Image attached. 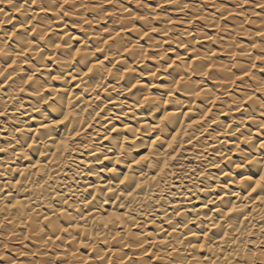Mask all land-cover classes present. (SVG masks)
Here are the masks:
<instances>
[{
    "label": "bare ground",
    "instance_id": "1",
    "mask_svg": "<svg viewBox=\"0 0 264 264\" xmlns=\"http://www.w3.org/2000/svg\"><path fill=\"white\" fill-rule=\"evenodd\" d=\"M224 1L5 0V264H150L145 249L151 264H235L264 247L247 195L264 175V0ZM105 210L122 221L105 228Z\"/></svg>",
    "mask_w": 264,
    "mask_h": 264
},
{
    "label": "snow or ice",
    "instance_id": "2",
    "mask_svg": "<svg viewBox=\"0 0 264 264\" xmlns=\"http://www.w3.org/2000/svg\"><path fill=\"white\" fill-rule=\"evenodd\" d=\"M4 2L5 0H0V12H4ZM9 2H11V0H9ZM31 4H36L37 3V0H30ZM250 0H244V3L247 4L249 3ZM68 3V0H64V4H67ZM61 7H63V5H61ZM257 7H260L262 9H264V4H259L257 5ZM17 11H20L21 9L20 8H17L16 9ZM42 10H47L46 8L42 9ZM109 15H111V13H109ZM15 33H13L14 35ZM119 34V33H118ZM147 35V33H145ZM259 35L261 36H264V33H259ZM56 47H59V45H56ZM76 55L79 56L80 55V52H79V49L76 50ZM49 59H51V57H49ZM12 65L10 64L9 67H11ZM96 67V65H93L92 67H89L87 69V72L85 73L86 75L90 72H92L93 68ZM169 67H172V65L170 64ZM247 74V73H246ZM2 75V74H0ZM151 75H155V73H152ZM32 79V77H28V80L30 81ZM73 80L77 79V77L73 76L72 77ZM182 79V78H181ZM136 85H133V87H135ZM177 86H179V81H177ZM20 91H24V89H20ZM197 95H199V93H196ZM145 101H147L149 98L147 96L144 97ZM249 99H251V97H249ZM45 103H47V101H45ZM5 115L4 112H0V116H3ZM71 116V113H68L67 115H64L62 119L58 120L57 123L59 124H64L66 121L69 120ZM164 120L167 119V116L163 117ZM197 123H199V121H197ZM42 127H44V125H42ZM153 127H156V126H153ZM77 136L80 135L79 132L76 133ZM157 139H159V137H157ZM61 143H64L63 141H61ZM262 147H264V144L261 145ZM65 147H67L65 145ZM168 147L171 148L172 147V144L169 143L168 144ZM4 151V149H0V152ZM111 158L108 157V156H105L104 157V160H110ZM141 159H144V160H147L148 157H142ZM172 159L174 160L175 159V156L172 157ZM102 163V161H99ZM140 161H135V163H139ZM117 164L120 163L119 160L116 161ZM249 164L252 163L251 160L248 161ZM168 167V164L167 162L164 163L163 165V168H161V172H163L164 169H166ZM237 168L241 167V165H236ZM109 171H115V169H109ZM128 181V177L125 175L123 177V179H120L117 181L118 184H125L126 182ZM45 183H47V181H45ZM41 187H43L41 185ZM141 185L139 184H132V185H129L127 190L124 191H120L119 193V196L120 197H123L124 195H128V196H131L132 195V191L134 189H137V188H140ZM249 188H250V191L248 192V196L252 197L253 200H256L257 198L259 199V202L264 204V175H260L258 180L256 181L255 184H250L249 185ZM257 189H259L260 191L258 192ZM109 191H111V189H108ZM255 194V195H253ZM93 199H95V197H93ZM64 203L66 204L67 203V200L64 201ZM103 203H110V201H104ZM17 205L13 204L11 205V207H16ZM119 208H124L125 205L123 204H120L118 205ZM66 210H61V215L64 214ZM237 212V208L233 205L232 207L228 208L227 209V212L226 214L228 216H232L234 213ZM123 213L121 212H118V211H111V212H108L107 210H105V212L101 215V217H99V222L105 227V228H108L112 225H115V224H118L122 221L123 219ZM45 219L47 220L48 217H45ZM237 219H239V217H237ZM244 219H247V217H244ZM74 227H76L77 229L80 227V225H74ZM64 231H67V228H64L63 229ZM261 232H264V226L261 227ZM247 235L251 236L252 235V232L249 231L247 233ZM25 240L28 239V237L26 236L24 238ZM48 239H52V237H48ZM23 242V241H22ZM161 243H165L164 241H161ZM193 248H196L197 245H192ZM200 249L203 250V245H199ZM176 251V250H174ZM248 252L250 253V255L246 256L243 261L241 260L240 256H239V253H235L236 255V260H235V264H249V262H251V264H264V247H261L259 249V251H256L254 250L253 248H249L248 249ZM145 254H147L150 258V264H151V253H148L147 252V249H145ZM169 255L171 256L172 253H169ZM229 255H233V253H229ZM5 259V257L3 256H0V261H3ZM163 258L160 257V256H156V261L159 262L161 261ZM225 259H228V257H225Z\"/></svg>",
    "mask_w": 264,
    "mask_h": 264
},
{
    "label": "rangeland",
    "instance_id": "3",
    "mask_svg": "<svg viewBox=\"0 0 264 264\" xmlns=\"http://www.w3.org/2000/svg\"><path fill=\"white\" fill-rule=\"evenodd\" d=\"M221 1V0H220ZM222 2H226V1H224V0H222ZM227 3V2H226ZM5 242H6V244L8 245V246H24V244H26L27 242H19V243H15L14 244V239H7V240H5ZM17 244H22V245H17ZM6 254L9 256V257H13L14 255L11 253V251H6ZM1 262H3V261H0V263ZM3 264H5V262H3ZM10 264V263H9ZM11 264H21V263H19L18 261H17V259H16V261L14 262V263H11Z\"/></svg>",
    "mask_w": 264,
    "mask_h": 264
}]
</instances>
